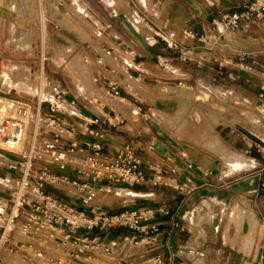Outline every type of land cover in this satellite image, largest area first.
I'll return each mask as SVG.
<instances>
[{"label":"crops","instance_id":"1","mask_svg":"<svg viewBox=\"0 0 264 264\" xmlns=\"http://www.w3.org/2000/svg\"><path fill=\"white\" fill-rule=\"evenodd\" d=\"M69 1L75 7L68 10ZM245 1L152 0V7L141 9L130 0L54 1L67 10L56 12L48 28L66 44L72 39L82 48L81 55L93 63V75L108 90L98 99H91L80 87L68 92L78 104V117L68 122L77 128L79 144L100 142L111 155L132 141L145 174L133 186H109L111 195L113 190L128 195L105 202L99 198V204L110 212L170 209V214L158 217L163 230L160 242L142 243L138 264H156L158 255L170 264L171 253L177 256L171 264H264V137L241 131L239 122L211 125L210 133L208 120L200 126L181 120L183 100L176 90L180 84L194 90L208 88L217 79L229 78L232 92L264 108L260 97L264 20L242 25L235 34H220L213 45L182 34L184 30L217 33L215 21ZM170 31L178 33L180 50L160 39V34ZM242 50L253 58L219 70L218 60H229ZM182 55L188 59L182 60ZM110 84L119 85L118 95L110 94ZM94 120L99 122L89 124ZM3 156L0 199L9 196L19 175L11 167L16 157ZM113 234L108 241L119 245V239L129 240L132 232L119 228Z\"/></svg>","mask_w":264,"mask_h":264},{"label":"built area","instance_id":"2","mask_svg":"<svg viewBox=\"0 0 264 264\" xmlns=\"http://www.w3.org/2000/svg\"><path fill=\"white\" fill-rule=\"evenodd\" d=\"M262 20L264 0H247L236 10L223 14L215 21L218 34L195 30H184L182 34L206 45H213L220 34H235L242 25L249 27ZM161 40L171 49H181L182 44L176 31L166 33L161 36ZM252 58L251 52L239 51L229 60H218L219 70L227 66H239ZM181 59L186 60L188 57L182 55ZM39 85L32 88L34 96L37 95V102L18 100L15 113L0 117V138L4 141L22 140L31 112H35L38 122L49 127L47 141L39 153L32 150L23 155L22 160L11 162V167L18 170L19 177L10 188L9 196L0 199V243L5 245L8 242L10 251L20 250L28 254L32 259L31 264L45 263V247H70L68 255L72 264H80L82 259H89L91 253L95 254L96 251L102 250L105 254L113 251L112 244L105 243L101 236L90 235L94 229L103 233L128 228L132 232L129 237L132 242L137 240L150 246L160 242L163 230L158 217L170 214L169 208L140 207L113 213L95 203L97 188L93 183L133 186L144 180L145 174L136 144L127 141L111 155L105 152L100 142L79 144L78 130L68 122V119L78 117L77 101L68 98V90L62 82L45 81ZM11 91L12 88L7 93ZM2 92L0 88V98ZM109 92L118 95L119 85L110 84ZM260 97L264 98V83L260 85ZM97 122L94 120L89 124ZM72 159L78 160V163ZM52 167H57L60 172L72 170L89 177L90 181L56 172ZM47 186L68 193V187L74 188L84 208L75 207L54 195L47 190ZM179 223L178 220L173 225L177 227ZM81 230L86 233H81ZM17 231L26 238L15 243L12 239ZM176 257L174 253L170 254V264ZM54 260L57 264L67 263V258L62 257L49 261ZM155 263L164 264V258L156 256Z\"/></svg>","mask_w":264,"mask_h":264},{"label":"rangeland","instance_id":"3","mask_svg":"<svg viewBox=\"0 0 264 264\" xmlns=\"http://www.w3.org/2000/svg\"><path fill=\"white\" fill-rule=\"evenodd\" d=\"M0 1L10 6L16 13L11 18L0 17V88L4 91L1 94L0 105H2L3 100L6 101L9 110L5 114L16 112V101L18 100L26 99L37 102V95L34 96L32 88L41 86L39 84L45 81L62 82L70 94H72L74 87H80L84 92H87L91 99L107 96L108 90L99 84V77L97 75L94 76L92 73L93 63L91 59L86 55H81L80 49L82 48L79 49L72 39L69 40L70 43L66 44L63 40L58 39L56 30L48 28L56 18V12H66L67 9L74 8L73 2H67L66 9L64 5L60 6L54 2L55 0ZM130 1L134 7L139 9L152 7V0ZM165 35L160 34V39L161 36ZM108 51L112 52V50H105L106 53ZM62 60H65V62H62ZM109 69L113 72L116 71V68L109 67ZM32 82H34V85ZM132 82H134V79H132ZM2 84H4V87ZM178 84H180V81ZM207 87H200L195 90L187 88L185 84H180V86L176 87L178 95L183 100L182 110L179 112L181 120L192 122L194 125L198 124L199 126L208 120L210 133L212 130L211 125L239 122L241 131L249 134L248 129L264 137V108L250 105L243 98L232 92L230 89L234 85L231 79H217L214 86L208 85ZM10 88H12V91L8 94L7 92ZM35 115V112L30 113L29 123L24 134L26 138L23 136L24 139L21 140L22 145H24L22 149L16 150L0 145V158H3L4 154L10 153L19 161L22 160L23 155L30 153L32 150L40 152V148L47 141L46 135L49 127L42 122H38ZM250 124L251 127L248 126ZM206 133L208 131H205ZM0 140L4 141L1 138ZM73 162L78 163V160ZM52 168L56 172H60L57 167ZM71 172L74 171L62 170L60 173L82 180V175ZM93 184L97 188L96 204H99V198L102 199L100 202H105L110 197L116 198L127 194L122 190H113V195H111V193H108L110 184ZM123 186L118 185L115 187L121 188ZM47 190L75 207L84 208L81 199L78 198L77 190L72 187H68L69 193L51 186H47ZM73 194H76L75 196L77 197L73 198ZM120 211L122 210L118 212ZM81 233L85 234L86 231L81 230ZM90 233L92 237L101 236L105 243H110L108 239L115 237L113 230L102 233L98 229H94ZM25 238L17 231L12 240L17 243L18 240H25ZM118 242L120 244H117V248V245L111 243L113 246L111 254H105L104 251L99 250L95 254L91 253L92 257L89 259H82L80 264H138L137 254L143 247L142 243L137 240L132 242L125 237H121ZM20 245L21 243H19ZM9 249L8 242L5 245H3V242L0 243V264L32 263V259L28 254L20 250L10 251ZM44 249L46 251L44 264H57L55 260L49 261L57 257L67 258L66 264H72L71 257L69 258L68 255L71 250L70 247L52 246Z\"/></svg>","mask_w":264,"mask_h":264},{"label":"bare ground","instance_id":"4","mask_svg":"<svg viewBox=\"0 0 264 264\" xmlns=\"http://www.w3.org/2000/svg\"><path fill=\"white\" fill-rule=\"evenodd\" d=\"M14 14H16V13L14 12L13 9H11L10 6H8L5 3H3L2 1H0V17H2V18H11ZM0 100H2V99H0ZM2 102H3L2 105H0V117L2 115H4L7 110H9L6 101L3 100ZM24 137H25V135H24ZM24 137L22 138V140L24 139ZM0 145L6 146L8 148H13V149H16V150H21L22 146H24V145H22L21 140H17V141H12V140L11 141H2V140H0ZM248 219H249V217H248ZM251 219H253V217ZM251 224H253V223H251ZM252 227L254 229V225H252Z\"/></svg>","mask_w":264,"mask_h":264}]
</instances>
